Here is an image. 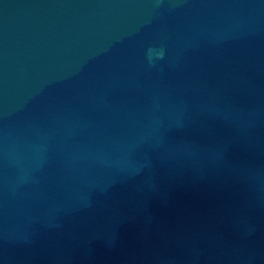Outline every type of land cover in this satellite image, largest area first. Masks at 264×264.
I'll use <instances>...</instances> for the list:
<instances>
[{"label":"water","instance_id":"1","mask_svg":"<svg viewBox=\"0 0 264 264\" xmlns=\"http://www.w3.org/2000/svg\"><path fill=\"white\" fill-rule=\"evenodd\" d=\"M0 264H264V0H0Z\"/></svg>","mask_w":264,"mask_h":264}]
</instances>
